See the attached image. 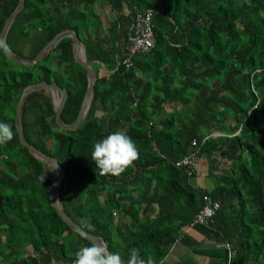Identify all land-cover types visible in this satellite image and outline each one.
<instances>
[{"label": "trees", "instance_id": "obj_1", "mask_svg": "<svg viewBox=\"0 0 264 264\" xmlns=\"http://www.w3.org/2000/svg\"><path fill=\"white\" fill-rule=\"evenodd\" d=\"M19 1L0 0V34ZM53 1L26 0L8 34L10 47L32 59L57 33L74 29L89 59L106 68L93 64L95 95L76 130L57 124L49 89L25 103L26 137L65 170L63 209L80 225L92 223V233L125 261L133 248L158 261L207 191L221 207L209 226L195 229L213 244L185 238L192 253L209 256L210 264H264V0H124L129 12L118 14L107 36L98 10L107 0ZM148 9L155 10L157 43L127 66L130 26ZM42 80L68 90L62 118L73 123L89 79L75 61L72 38L32 67L0 48V122L15 133L0 146V264H74L75 253L92 244L51 204L57 170L19 139L18 101L27 85ZM120 130L134 140L139 158L120 176L100 175L93 146ZM192 155L207 158L211 190L195 186L189 166L177 164ZM30 246L35 255L26 253ZM181 264L200 263L190 257Z\"/></svg>", "mask_w": 264, "mask_h": 264}, {"label": "water", "instance_id": "obj_2", "mask_svg": "<svg viewBox=\"0 0 264 264\" xmlns=\"http://www.w3.org/2000/svg\"><path fill=\"white\" fill-rule=\"evenodd\" d=\"M26 5V0H20L19 4L15 8V10L10 14V16L5 21L4 27L0 34V42H3L4 46L3 49L5 50L7 56L12 59L14 62L19 63L23 66H36L41 60L45 59L58 45V43L65 37H71L73 40L74 46V57L75 61L80 63L86 70L89 79L88 89L86 91L81 109L76 120L68 124L62 118V113L67 103L69 93L68 90L64 87H61L57 82H48L46 80H42L39 82H35L32 84L27 85L18 101L16 114H15V125L16 129L19 134V139L22 144L28 147L29 151L38 159L46 162L47 164L53 166L58 173V177L54 183L52 188L50 201L51 204L57 209L58 214L62 217L63 221L66 222L72 230L81 234V225L74 220V218L68 214L62 207L60 202V192L62 189V183L65 179V170L63 166L60 164L58 159L55 157L47 154L36 145L32 144L28 138L26 137L25 130H24V108L25 103L28 96L38 90L42 89H49L52 92L54 106H55V113H56V122L57 124L66 130H76L79 128L81 123L83 122L84 118L86 117L95 95V85L98 81V75L93 68L94 60H90L87 54V50L85 44L80 37L79 33L74 29H64L57 33L53 39L38 53V55L32 59L23 57L16 53L8 43V34L11 30L12 25L15 23L18 15L24 10ZM87 232V229H84ZM90 242H97L100 244H104L108 251H110L106 239L101 235H96L92 232L88 233L86 236L82 235Z\"/></svg>", "mask_w": 264, "mask_h": 264}, {"label": "clouds", "instance_id": "obj_3", "mask_svg": "<svg viewBox=\"0 0 264 264\" xmlns=\"http://www.w3.org/2000/svg\"><path fill=\"white\" fill-rule=\"evenodd\" d=\"M3 47H5L3 42H0V48ZM14 136L12 125L0 122V146L12 141ZM91 158L99 169L100 175L120 176L139 158V149L126 131L120 130L96 142ZM38 179L43 183L45 175H41ZM81 226V235L86 236L95 231V226L87 220H82ZM84 229H87V232ZM74 264H156V261L152 256L143 258L139 249L136 248L130 251L129 258L125 261L119 253L109 252L104 244L93 242L91 246L81 247L75 253Z\"/></svg>", "mask_w": 264, "mask_h": 264}, {"label": "crops", "instance_id": "obj_4", "mask_svg": "<svg viewBox=\"0 0 264 264\" xmlns=\"http://www.w3.org/2000/svg\"><path fill=\"white\" fill-rule=\"evenodd\" d=\"M101 8H102V5L98 6V10L99 11L102 10L101 19H102V22L104 23V25H105L104 27L106 29V31L103 32V36H105V33L107 36L108 35L107 29L110 26V24L112 23V21L118 17V14H121V13L128 14V12H129L128 3H126V1H124V0H112V3L110 2V0H107L106 5H103V8L102 9ZM121 10H123V11H121ZM107 45H108V43L106 44V47H107ZM123 49L126 50V47L124 46ZM94 63L96 64V63H101V62H99V60H95ZM101 67L103 69H106L103 63H101ZM108 71L112 72V70H108ZM202 164L204 165V170L203 169L201 170V167H199V170L196 172L197 175L190 177L191 181L195 186L202 188L203 190L204 189L211 190L215 186V176L208 175L207 161L205 163H202ZM200 171L205 173V176H202ZM206 193H207V191H204V194H206ZM204 194H203V196H204ZM203 205H204V197H203ZM203 205H202V207H203ZM202 207H201V209H202ZM201 209L199 211H201ZM197 213H196V215H197ZM196 215L194 216L193 221H191L190 223H187L186 225L182 226L181 229H179L178 235H180V233H181V235L179 236L177 243L174 244L170 248V250L168 251V253L166 255H164L162 258H160L158 261H156V264H161V262H162V264H181V263H183L184 259L190 258V257H193V259L200 264H210L211 259L209 256L199 254L198 252H195V251L192 253V251H190L191 250L190 247L184 241L185 238H187L189 240H195L196 242L201 241V242H203L202 247L211 246L213 244V241H211L210 239L207 240L206 237L200 231L195 229V226L199 225V224L195 223V221H194ZM117 220H122V217L120 215H118Z\"/></svg>", "mask_w": 264, "mask_h": 264}, {"label": "built area", "instance_id": "obj_5", "mask_svg": "<svg viewBox=\"0 0 264 264\" xmlns=\"http://www.w3.org/2000/svg\"><path fill=\"white\" fill-rule=\"evenodd\" d=\"M154 13L155 10L148 9L144 12H139L135 16L123 60L127 66L134 64V58L136 55L148 53L155 47L157 38L154 33ZM199 162L200 156L192 155L191 157H185L177 164L179 166H189V174L190 177H192L199 169ZM203 197L204 205L201 211L197 213L194 221L197 224L209 226L213 221V217L220 209L221 202L210 196L208 193L204 194Z\"/></svg>", "mask_w": 264, "mask_h": 264}, {"label": "rangeland", "instance_id": "obj_6", "mask_svg": "<svg viewBox=\"0 0 264 264\" xmlns=\"http://www.w3.org/2000/svg\"><path fill=\"white\" fill-rule=\"evenodd\" d=\"M57 1H61V0H57ZM56 1L54 0L53 2H52V4H56L55 3ZM62 3H63V1H61ZM214 135H216V136H219V135H225V133H223V132H221V131H216V133H214ZM201 162H199V167H201V170L203 169L204 170V165L202 164V163H205L206 161H207V158H201V160H200ZM200 173H201V175L202 176H205V173H203L202 171H200ZM31 247V246H30ZM28 248V250L26 251V253L27 254H29V255H35V250L33 251V248L31 247V248ZM189 249V248H188ZM190 250V249H189ZM191 251V250H190Z\"/></svg>", "mask_w": 264, "mask_h": 264}]
</instances>
